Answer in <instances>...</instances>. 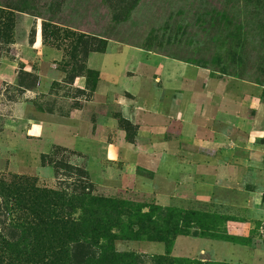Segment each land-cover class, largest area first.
<instances>
[{
    "label": "rangeland",
    "instance_id": "obj_1",
    "mask_svg": "<svg viewBox=\"0 0 264 264\" xmlns=\"http://www.w3.org/2000/svg\"><path fill=\"white\" fill-rule=\"evenodd\" d=\"M0 172L186 216L143 256L264 264V0H0Z\"/></svg>",
    "mask_w": 264,
    "mask_h": 264
},
{
    "label": "trees",
    "instance_id": "obj_2",
    "mask_svg": "<svg viewBox=\"0 0 264 264\" xmlns=\"http://www.w3.org/2000/svg\"><path fill=\"white\" fill-rule=\"evenodd\" d=\"M4 10L3 8L0 9ZM72 192L35 177L0 172V264H142L143 256L122 252V240L170 242L189 234L186 216L170 208L141 206L93 194L85 170ZM153 264H216L156 256Z\"/></svg>",
    "mask_w": 264,
    "mask_h": 264
}]
</instances>
